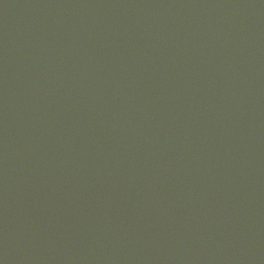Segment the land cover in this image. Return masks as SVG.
I'll list each match as a JSON object with an SVG mask.
<instances>
[{
  "label": "water",
  "instance_id": "obj_1",
  "mask_svg": "<svg viewBox=\"0 0 264 264\" xmlns=\"http://www.w3.org/2000/svg\"><path fill=\"white\" fill-rule=\"evenodd\" d=\"M0 264H264V0H0Z\"/></svg>",
  "mask_w": 264,
  "mask_h": 264
}]
</instances>
